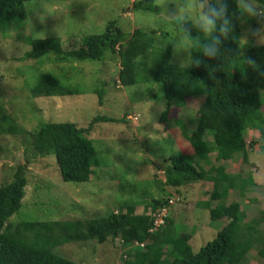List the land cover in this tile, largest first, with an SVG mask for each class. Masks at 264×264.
I'll list each match as a JSON object with an SVG mask.
<instances>
[{
	"label": "rangeland",
	"instance_id": "obj_1",
	"mask_svg": "<svg viewBox=\"0 0 264 264\" xmlns=\"http://www.w3.org/2000/svg\"><path fill=\"white\" fill-rule=\"evenodd\" d=\"M153 4L158 7L157 12L137 9L134 0H32L25 3L27 16L19 28L0 33V187L12 183L20 169L27 179L23 206L12 216L11 223H85L132 207L140 215L154 200L180 196L182 200L171 208L170 217L180 233L193 236L191 246L195 253L226 226V220L213 221L200 204L210 198L213 183H191L179 191L164 183L167 159L180 150L193 154L175 120H182L190 132L196 125L202 98L188 99L184 109L173 108L171 120L162 123L160 118L168 105L164 87L153 82L122 85L117 55L107 53L103 60L94 62H57L55 59L62 57L57 53L39 60L25 59L32 50L30 41L58 39L64 52H72L79 50L88 36L104 34L108 25L115 22L126 39L136 30L152 35L153 49L137 59L145 67L151 68L156 56L171 47L172 63L190 68L193 42L180 30L179 23L187 22L198 29L196 17L207 10L209 1L153 0ZM187 4L191 7L184 8L185 19L178 21L177 12ZM238 24L242 53L252 46L264 45V33L249 42L245 38L247 25ZM248 26L255 29L260 24L250 20ZM49 77L77 89L79 94L35 95L34 89ZM97 117L116 121H100L89 133L98 160L94 174L85 183L65 182L56 155L36 154L31 134L43 123H74L88 129ZM172 132L180 139L179 144ZM245 137L248 145L260 140L256 131L246 132ZM211 160L230 173L244 177L252 174L255 187H249L244 196L232 191L227 203L239 202L246 221L263 219L264 155L258 145L249 149V164L243 163L241 154L227 162H217L212 154ZM261 231L264 236V221ZM128 251L120 239H110L102 244L70 242L54 253L82 264H123ZM245 264H264V248H254Z\"/></svg>",
	"mask_w": 264,
	"mask_h": 264
},
{
	"label": "trees",
	"instance_id": "obj_2",
	"mask_svg": "<svg viewBox=\"0 0 264 264\" xmlns=\"http://www.w3.org/2000/svg\"><path fill=\"white\" fill-rule=\"evenodd\" d=\"M28 1L32 0H0L1 34L17 30L24 22L27 16L25 3ZM257 2L264 5V0ZM228 4L230 13L239 11L238 0H228ZM134 5L139 10H159L153 0H134ZM230 19L235 27L227 36L214 33L220 37V51L215 58L205 57L202 53L204 44L210 39L191 24L179 23L180 30L193 42L192 65L187 69L172 63L171 47L156 56L151 68L145 67L137 59L153 49L152 35L136 30L126 39L115 22L108 25L104 34L88 36L79 50L64 52L61 41L50 38L30 41L32 50L25 56V59L39 60L57 53L62 55L55 59L57 62H94L103 60L107 53L117 55L122 85L153 82L164 87L168 105L162 112V123L171 120L173 108L184 109L188 99L202 98L196 125L190 132L182 120H175L193 154L180 150L179 154L168 158L164 183L177 191L191 183H213L210 198L200 204L209 211L213 221L226 220V226L217 237L195 253L191 246L193 236L180 233L170 215L158 232L150 234L152 214L168 205L171 197L164 201L154 200L144 207L140 215L132 207L85 223L47 221L13 224L10 219L21 210L26 195L27 179L20 169L12 183L0 187V264H82L58 256L55 249L70 242L97 241L102 244L110 239H120L121 246L129 249L123 264H245L254 248H264L261 231L264 218L246 221V213L239 202L227 203L232 191L244 196L249 187H255L252 174L244 177L241 173H230L225 166L215 165L211 160L212 154H215L217 162L232 161L241 154L243 163L249 164V149L256 145L264 155V45L252 46L242 53L238 17L230 16ZM33 93L58 97L79 94V91L49 77ZM100 121L116 119L97 117L88 129L74 123H43L31 134L36 154H55L65 182L90 181L98 160L89 133L92 126ZM248 131L259 133L260 140L248 145L245 137ZM172 135L179 144L177 134L172 132ZM134 242L147 244L140 247L134 246Z\"/></svg>",
	"mask_w": 264,
	"mask_h": 264
},
{
	"label": "clouds",
	"instance_id": "obj_3",
	"mask_svg": "<svg viewBox=\"0 0 264 264\" xmlns=\"http://www.w3.org/2000/svg\"><path fill=\"white\" fill-rule=\"evenodd\" d=\"M186 7H191V5L181 6V9L177 12L178 21L185 19L183 10ZM230 16L238 17L241 25H247L245 38L249 42L255 41L264 33V5H259L257 0H239V11H233L231 13L229 12L228 0H212L207 10L200 12L196 17V26L198 29L205 35L211 37L210 41L205 43L202 48V53L205 57L215 58L218 56L220 51V37L213 35V33L218 32L222 36H227L235 27ZM250 20L258 21L260 27L255 29L249 27L248 21ZM194 63L199 64V61H195Z\"/></svg>",
	"mask_w": 264,
	"mask_h": 264
},
{
	"label": "built area",
	"instance_id": "obj_4",
	"mask_svg": "<svg viewBox=\"0 0 264 264\" xmlns=\"http://www.w3.org/2000/svg\"><path fill=\"white\" fill-rule=\"evenodd\" d=\"M181 202L180 197L175 196L169 199L168 205L160 208L158 211L154 212L152 214V227L149 231L150 234H154L158 232L165 224H166V219L170 215V210L174 206V204ZM134 246H140L144 247L145 244H140L139 242H134ZM126 258V256H125Z\"/></svg>",
	"mask_w": 264,
	"mask_h": 264
}]
</instances>
